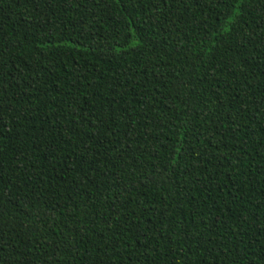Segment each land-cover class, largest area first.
Instances as JSON below:
<instances>
[{
  "label": "trees",
  "instance_id": "1",
  "mask_svg": "<svg viewBox=\"0 0 264 264\" xmlns=\"http://www.w3.org/2000/svg\"><path fill=\"white\" fill-rule=\"evenodd\" d=\"M0 264H264V0H0Z\"/></svg>",
  "mask_w": 264,
  "mask_h": 264
}]
</instances>
